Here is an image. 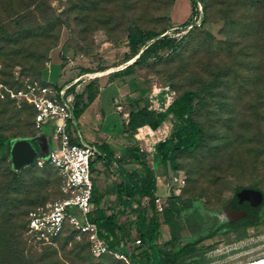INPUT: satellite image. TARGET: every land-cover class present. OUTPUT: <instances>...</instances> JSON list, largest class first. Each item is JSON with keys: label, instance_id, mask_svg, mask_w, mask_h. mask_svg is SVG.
Wrapping results in <instances>:
<instances>
[{"label": "rangeland", "instance_id": "374dc122", "mask_svg": "<svg viewBox=\"0 0 264 264\" xmlns=\"http://www.w3.org/2000/svg\"><path fill=\"white\" fill-rule=\"evenodd\" d=\"M17 1H13L15 7H5L6 0H0V26L14 39L13 42L3 39L0 31V133L4 139L18 140L23 135L35 134L31 105L24 99H11L10 95L27 85L40 86L43 80L54 86L76 80L73 91L80 95L86 88L89 96L95 85L99 86L94 84L95 76L99 77L95 81H101V85L122 83L124 86L118 89L119 93L108 89L103 94L108 101L102 112L107 121L104 131H113L121 128L118 117L112 115L114 108L110 100L120 101V106L128 113L129 100L138 99L130 85L136 90H146V96L138 102L142 107L161 113L184 92L195 91L222 73V83L214 90L215 96L205 97L206 104L193 116L205 132L206 145L196 152L180 153L173 160L169 159L158 174L160 182L155 192L163 211L156 209L155 219L158 220L160 249L174 248L178 240L172 231L169 234L167 223L163 221L166 211L170 213L172 224L187 221L198 228L203 219L198 214L186 213L194 207H205L208 212H218L204 219L211 227L221 221L217 215L235 198L237 188L256 187L264 196L262 52L248 47L252 40L241 33H234L232 48L226 45L225 37L229 35L221 31L222 25L213 14L218 13L217 10L209 9L210 23L202 28L203 1L177 0L169 10L170 27L161 37L144 43L145 52L139 59V54L129 59L132 57L127 39L129 29L142 26L148 19L154 22L152 18L161 14L156 11L159 1L148 12V0H139V9L128 8L134 0H80L78 8V0H25L24 6ZM25 8L29 15L22 26L31 28L27 37L15 31L13 25L15 12ZM53 24L45 34L39 30ZM154 24L153 30L161 33L164 23ZM205 31L213 37H208ZM136 59L133 76L114 80L107 77L108 73L103 74L124 68ZM86 74L91 75L81 79ZM114 120L118 123H113ZM78 128L87 141L80 125ZM172 128L173 122L168 120L155 135L147 136L152 144L143 149L147 161L152 160L151 149L169 138ZM51 144L54 146V142ZM9 168V160L0 158V264H127L110 254L92 256L86 240L70 229L64 230L50 245L35 244L26 230L27 212L59 199V174L53 166L36 161L16 174V182L12 184ZM133 174L139 178L135 172ZM174 176L180 180L175 185L171 182ZM102 181L106 182L103 178L94 186L102 190ZM106 186L113 185L107 183ZM94 192L101 197L99 190L94 188ZM144 201L133 200V209L118 216L125 226L124 235L132 241L139 236V204L145 206L148 201ZM99 202L109 214V205L117 204L111 196L101 197ZM171 203H175L180 212ZM94 206L95 203L93 210ZM261 214L259 226L249 230V235L240 237L244 247L260 244L261 251L251 261L240 264L264 260V209ZM118 239L119 234L105 238L109 244H117L116 249L121 253L123 247ZM142 250H146L143 255L139 256L138 251L128 257L130 264H168L172 258L169 253L160 254L158 246L144 245ZM180 260H175V264H198Z\"/></svg>", "mask_w": 264, "mask_h": 264}, {"label": "trees", "instance_id": "16d2710c", "mask_svg": "<svg viewBox=\"0 0 264 264\" xmlns=\"http://www.w3.org/2000/svg\"><path fill=\"white\" fill-rule=\"evenodd\" d=\"M5 1V0H4ZM15 0H6L5 7L8 6H14L13 3ZM136 1V2H134ZM133 3L130 5V9H136L137 4L139 3V0H134ZM156 1H159L160 5L156 8L157 12H160L161 14L158 16L153 17L152 21H143L142 26H133L129 29L127 39H128V45L132 51V57L138 55L140 51L143 49L142 54L138 56L137 59H139L145 52L143 45L146 42L155 40L170 27V8L175 4L177 0H148L149 7L147 8V12L153 8V6L157 3ZM204 3V14L202 17V21L200 23V27L203 28V26L206 24H209V9L211 7L212 11L217 10L218 13L213 14L216 16L215 18L219 23H221L222 28L221 31H224L225 34H228L229 36H226V45L230 46L232 48V44L234 43L232 41V37H234V33H241V36L244 38H249L251 41V46H248L250 48H257L258 52L259 49L262 52V61H264V0H202ZM25 0H18L16 3H18L20 6H24ZM81 7V2L78 0V4H76V7ZM139 9V8H137ZM29 15V12L25 9H22L20 11H16L14 14L15 20H13V25L15 28V31H19L21 35L24 37L29 36V33L31 31L30 26L23 27L22 23L27 22V16ZM159 23L163 25V28L160 32H155L153 30L154 23ZM162 26V25H161ZM54 27V24L51 26H45L39 30L43 31L42 34L47 33L49 30H51ZM0 31L2 32L3 39H8L9 42H13L14 39H11V36L7 35V29L0 26ZM206 32V31H205ZM206 35L210 38L213 36L206 32ZM224 45V44H223ZM261 54V53H260ZM16 57V56H14ZM128 59V60H129ZM137 59L132 62L131 64L124 67V69H121L120 71L113 72L110 76L114 80L127 78L130 76H133V66L136 64ZM127 60V61H128ZM222 83V73H218L215 75V78H213L210 82L203 83L200 88H198L195 91H186L178 98H175L172 100L169 105V107L164 110L161 113H156L152 110H149L147 106L142 107L141 104H139L140 98H143L146 96L147 92L146 90H136L134 87L130 85L131 88H133V91L135 90L138 94L137 100H129V108L130 111L128 112V120L127 124L124 126L126 131L129 133H134L138 129H141L143 127H147L150 131L156 132L159 130V128L165 123L166 121L170 120L173 122V128L172 133L169 136V138L165 139L163 142L159 143L155 148L154 152L152 154V162L154 166L162 167L164 168L166 165V161L173 160L178 154L188 152L193 153L196 152L200 147H203L207 143V137L205 135V132L202 129V126L199 123H196L193 120V116H195L202 106L206 104L205 97H213L214 90H217L219 86ZM94 84H96V81L94 79ZM130 84V82H129ZM47 85L45 80H43L42 86ZM54 86V85H53ZM57 88V86H54ZM136 87V86H135ZM98 87L95 85V90L91 95H87L86 88L84 91L79 95L75 94V112L74 116L75 119L78 121L82 113L87 109L88 103L91 102L93 94L97 91ZM70 92H73V89L70 90ZM83 102H82V101ZM80 101L82 104H80ZM32 108V107H31ZM33 110V109H32ZM33 119H34V110H33ZM34 125V124H33ZM36 136V132L33 136H26L23 135L20 139L23 138H33ZM18 139V140H20ZM14 140H6L1 136L0 133V158L9 160V149L12 145V142ZM35 149H37V146L34 145ZM139 163V165L142 166V175H139V178H135L133 172L131 173H125L123 174L124 180L119 182L116 187L118 191V198H117V204L119 206H124L130 208V211L132 208V201L138 200L144 201L147 199L146 205H140L139 204V220H138V230H139V236L138 239L140 241L144 242H150V243H156L157 240V228H158V220L155 219L156 217V209L154 208V193L156 189V177L153 172V170L148 167L145 163V158L140 157L135 159ZM10 164V162H9ZM47 165V163H44ZM93 163H90V169L92 167ZM30 166V165H29ZM27 167V166H26ZM21 172V171H20ZM20 172H14L11 169V165L9 168L10 175L13 176L12 184H15L16 178L14 176H17L16 174H19ZM60 177V176H59ZM61 180V177H60ZM47 183L50 182V180H46ZM94 184L92 189V198H91V204L93 205L95 203L94 210L91 212L89 216V220L92 222H96L98 224L99 228V235L101 237L106 236H116V234H119L118 243H121L122 241L127 242L128 238H130L127 235H124V227L121 223H118L115 220V217L117 214H111L107 215L104 213L103 209H100L98 206L99 203V196H97L96 192H94ZM245 187H239L237 190L242 189ZM247 188H254L256 187H247ZM61 194V193H60ZM61 197V195H60ZM236 204L235 198L230 201ZM171 206L177 211L180 212V208L175 205V203H171ZM150 209V214H149ZM29 212V211H28ZM27 212V215H28ZM145 216H147L145 218ZM170 213L169 211H166L163 217L164 223L172 227V222L170 219ZM149 217V218H148ZM144 229H141L142 227ZM104 234H103V233ZM105 235V236H104ZM104 238V239H105ZM107 240V239H106ZM107 242V241H106ZM108 243V242H107ZM109 244V243H108ZM89 246V245H88ZM109 247L113 250H117V244L111 245L109 244ZM124 248V247H123ZM122 248V249H123ZM90 250V249H89ZM124 250L121 251L122 254H124ZM172 258H170L168 264H175L176 255H171ZM132 264H134L132 262ZM147 264H150L149 262Z\"/></svg>", "mask_w": 264, "mask_h": 264}, {"label": "built area", "instance_id": "2783aa9c", "mask_svg": "<svg viewBox=\"0 0 264 264\" xmlns=\"http://www.w3.org/2000/svg\"><path fill=\"white\" fill-rule=\"evenodd\" d=\"M75 82L76 80L57 88L48 83L43 86L27 85L22 91L10 95L11 99H24L31 105L36 135L47 126L51 127L54 146L50 157L47 161H38L53 166L61 177V197L29 210L26 215V230L35 244L46 246L52 244L64 230L70 229L86 240L92 256L110 254L130 264L125 254L111 249L99 235L98 224L89 220L93 211L90 163L95 155L101 154L94 143L88 144L80 134L79 124L74 116V98L77 92H70ZM117 111L123 112V108L117 106ZM179 181L174 176L171 182L175 185ZM154 200L155 208L162 212L160 199L155 197ZM134 243L136 246L142 245L138 238Z\"/></svg>", "mask_w": 264, "mask_h": 264}, {"label": "crops", "instance_id": "0c3cea01", "mask_svg": "<svg viewBox=\"0 0 264 264\" xmlns=\"http://www.w3.org/2000/svg\"><path fill=\"white\" fill-rule=\"evenodd\" d=\"M118 69V68H117ZM115 69L113 72H117L120 70ZM113 72L107 74V77L110 76ZM91 74H86L81 77V79L87 77ZM99 77L95 76L94 79H97ZM104 78V77H101ZM115 82V81H114ZM108 83L106 85H101V81H96V84H99L97 91L93 94L92 100L90 103H88L87 109L82 113L78 120V124L81 126L83 133L86 136L87 143L88 144H95L97 148L100 151V155H95L92 159V167H91V174L93 178V184L99 185L100 180L104 178V181H102V190L97 186L95 187L96 190L100 191V196L106 197L111 196L113 200H117L118 198V191L116 185L124 180L123 174L125 173H131L132 171H135V173H138L139 175H142V166L139 165L137 161H135L136 157L140 158L141 156L145 158V163L148 167H150L156 177V186L157 183L160 182L159 175L161 170H163L162 167L154 166L152 161H147L146 156L144 155V147H147L151 142V139L147 138L151 137L150 135H155L156 132L150 131L147 127H143L141 129H138L134 133H129L125 129V125L127 124L128 120V113L124 112H118L117 106H120V101H115V99H111L110 103H112V106L114 108L113 116L119 119V125L120 130H113V131H104L103 125L107 122L104 121V114L103 107L105 105H108V101L106 98L103 97V94L108 89H115L116 93L118 92L119 88H123L122 83ZM123 108V106L121 105ZM151 110V108H149ZM130 111V108H129ZM155 111V110H154ZM124 115V116H123ZM126 116V117H125ZM117 120H114L113 123H115ZM118 123V121H117ZM150 133V134H149ZM51 137H52V130H51ZM51 137L49 138L50 144L52 143ZM164 141V140H163ZM161 143V142H159ZM158 145V144H157ZM50 149H52L53 145H50ZM154 146L151 149V157L154 152ZM146 153V152H145ZM97 168V169H96ZM102 168V169H101ZM112 184L113 186L110 188H106V184ZM97 194V192H96ZM100 197V198H101ZM154 197H156V192L154 193ZM145 202V201H144ZM100 209L104 210V213L107 215L111 214H117L115 217V220L120 223V219L118 216L126 215V213L130 212V208L119 206L118 204H112L109 205L110 207V214L105 210V208H102L100 206V202L98 204ZM95 207V206H94ZM155 208V205H154ZM156 209V208H155ZM150 214V209H149ZM103 233V232H102ZM104 234V233H103ZM165 241V239H163ZM156 243H150L141 241L142 245L136 246L134 243V240L132 241L131 238L128 240L126 245L121 242V245L124 246L123 250L125 251L124 254L129 257L136 255L139 251V256L143 255L146 250H142V247L144 245H150L152 247L158 246L159 253H165V249L161 250L160 242L157 240ZM131 248H133V252H131ZM261 249V248H260ZM237 260L241 261V257L235 255L232 257L225 258L223 260H220L219 262L215 264H234Z\"/></svg>", "mask_w": 264, "mask_h": 264}, {"label": "flooded vegetation", "instance_id": "af4514ba", "mask_svg": "<svg viewBox=\"0 0 264 264\" xmlns=\"http://www.w3.org/2000/svg\"><path fill=\"white\" fill-rule=\"evenodd\" d=\"M234 204L230 202L223 211H220L217 218L221 221L209 226L205 222L210 217L209 214H218V212H208L205 207L199 206L192 208L186 214H198L203 219L200 227L194 228L191 222H176L167 228L178 237L174 248L169 246L165 252L170 255H176V261L190 260L198 264H215L232 256L241 257L234 264L243 263L245 260L251 261L260 252L259 245L244 247V241L240 237L249 235V230L259 226L262 217L263 203L259 207L250 206L248 202L239 203L235 196ZM215 217V216H214ZM212 218V217H211ZM205 219V220H204ZM185 230V231H184Z\"/></svg>", "mask_w": 264, "mask_h": 264}, {"label": "water", "instance_id": "95a60500", "mask_svg": "<svg viewBox=\"0 0 264 264\" xmlns=\"http://www.w3.org/2000/svg\"><path fill=\"white\" fill-rule=\"evenodd\" d=\"M51 127L47 126L41 133L33 138L15 140L9 149V162L14 172L22 171L26 166H31L36 161H47L50 157ZM34 144H37L35 149ZM235 196L239 203L248 202L250 206L259 207L263 203V193L259 189L242 188L236 191Z\"/></svg>", "mask_w": 264, "mask_h": 264}, {"label": "bare ground", "instance_id": "6f19581e", "mask_svg": "<svg viewBox=\"0 0 264 264\" xmlns=\"http://www.w3.org/2000/svg\"><path fill=\"white\" fill-rule=\"evenodd\" d=\"M140 53H142V51H140ZM140 53H139V55H140ZM132 62H134V61H132ZM132 62H131V63H132ZM131 63H129V64H131ZM129 64H128V65H129ZM126 66H127V65H126ZM126 66H125V67H126ZM120 69H124V68H120ZM120 69H117V70H120ZM114 70H115V69L110 70V71H107V72H104L103 74H105V73H108V74H109V73L113 72ZM103 74H102V75H103ZM74 84L76 85L77 83L75 82ZM74 84H73V85H74ZM249 264H264V260H261V261H259V262H255V263H249Z\"/></svg>", "mask_w": 264, "mask_h": 264}]
</instances>
